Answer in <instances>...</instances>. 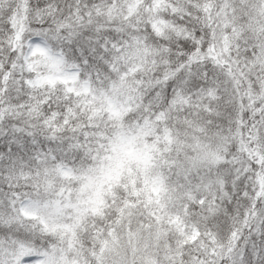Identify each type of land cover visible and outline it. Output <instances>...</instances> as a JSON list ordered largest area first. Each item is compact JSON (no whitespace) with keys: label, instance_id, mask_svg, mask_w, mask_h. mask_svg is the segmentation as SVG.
Here are the masks:
<instances>
[{"label":"snow or ice","instance_id":"obj_1","mask_svg":"<svg viewBox=\"0 0 264 264\" xmlns=\"http://www.w3.org/2000/svg\"><path fill=\"white\" fill-rule=\"evenodd\" d=\"M0 264H264V0H0Z\"/></svg>","mask_w":264,"mask_h":264}]
</instances>
